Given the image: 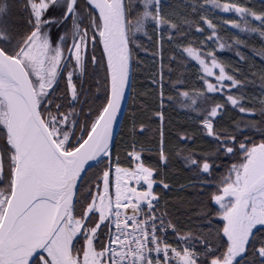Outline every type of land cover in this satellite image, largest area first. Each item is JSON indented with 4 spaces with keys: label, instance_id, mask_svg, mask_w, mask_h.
Returning a JSON list of instances; mask_svg holds the SVG:
<instances>
[{
    "label": "snow or ice",
    "instance_id": "6c2138e0",
    "mask_svg": "<svg viewBox=\"0 0 264 264\" xmlns=\"http://www.w3.org/2000/svg\"><path fill=\"white\" fill-rule=\"evenodd\" d=\"M0 264H264V0H0Z\"/></svg>",
    "mask_w": 264,
    "mask_h": 264
},
{
    "label": "trees",
    "instance_id": "16d2710c",
    "mask_svg": "<svg viewBox=\"0 0 264 264\" xmlns=\"http://www.w3.org/2000/svg\"><path fill=\"white\" fill-rule=\"evenodd\" d=\"M261 0H253V3H255L257 6L260 4ZM216 12L218 13L219 10H216ZM209 18H213L211 15L209 16ZM231 18L229 16V14H223L218 15L217 19H228ZM217 19H214V23L217 22ZM219 26V25H218ZM206 27V26H205ZM235 30L231 29V26H226L223 27L221 32L219 33L221 37L225 38L227 43H231L230 40H227L226 38L230 35L233 34ZM210 34V31H205L203 36H197L195 38L197 39H204V37L208 36ZM255 42V41H253ZM210 46H215L214 43L210 44ZM256 47H259V44H256ZM217 55L219 57H221L222 59H224L226 62L235 64L237 61V57L234 54V51L229 49V48H225V49H217ZM141 58H145L144 57V53L141 52L140 53ZM190 71H194V69H190ZM175 78V77H174ZM151 85L150 82L147 79V70H141V72L138 73L137 75V90L143 94L145 92V90L150 89ZM246 91L250 94H255L256 92L259 91L258 88V82H257V86L255 87H249L248 89H246ZM219 99V97L217 98ZM146 103H148L149 105H151L152 101L150 99H148L147 101H145ZM166 116L171 120L172 125H173V131L176 130H180L182 128H187L189 131H194L192 122L194 117H192L186 110L179 108L178 106H172L169 107L166 111ZM229 117L233 118V119H239L241 118L239 116V114L236 111H229V113L225 116L224 118V123H228L229 121ZM141 141H143L145 144L149 143L150 140V134H146L145 136H142L139 138ZM173 145H175V138L173 137L172 140ZM196 145H205L204 141L201 140H197L196 141ZM196 145H190V146H196ZM177 170H179L178 174H177ZM171 172L173 173L171 176V179L173 182L175 183H182L184 182V180L187 178L188 173L185 172L179 161H176L174 164V167L171 169ZM186 195H190L189 192H176L173 191L169 194V196L172 199H176L178 197L181 196H186ZM180 206L177 205H170V209L172 211H176L177 208H179Z\"/></svg>",
    "mask_w": 264,
    "mask_h": 264
}]
</instances>
